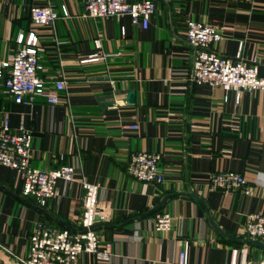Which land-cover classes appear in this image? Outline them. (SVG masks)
I'll return each mask as SVG.
<instances>
[{
  "label": "crops",
  "instance_id": "crops-1",
  "mask_svg": "<svg viewBox=\"0 0 264 264\" xmlns=\"http://www.w3.org/2000/svg\"><path fill=\"white\" fill-rule=\"evenodd\" d=\"M45 2L0 0V61L14 53L19 34L33 32L41 78L48 85L63 78L65 86L56 103L44 96L22 103L0 79V125L7 116L11 130L31 134L32 166L71 164L75 177L58 179L41 206L21 193L20 172L0 163V264H21L37 220L78 230L84 180L99 185L97 209L108 218L94 229L110 256L81 253L79 264H172L179 250L188 264L264 257L259 246L214 228L247 238L246 215H264V89L242 90L236 102L233 91L194 82L195 47L184 34L188 19L212 24L222 38L208 48L257 64L264 77V0H153L146 27L127 14L87 17L82 0H50L58 17L33 23L31 6ZM91 53L113 55L82 61ZM130 124L137 128L123 127ZM137 151L160 154L161 183L127 173ZM224 170L240 173L246 184L211 188L210 174ZM188 192L205 202L209 217L197 199L180 194ZM155 212L172 216L168 230L154 229Z\"/></svg>",
  "mask_w": 264,
  "mask_h": 264
},
{
  "label": "built area",
  "instance_id": "built-area-1",
  "mask_svg": "<svg viewBox=\"0 0 264 264\" xmlns=\"http://www.w3.org/2000/svg\"><path fill=\"white\" fill-rule=\"evenodd\" d=\"M87 17L118 16L127 14L132 23L146 27L155 10L153 0H82ZM63 15H67L64 6ZM58 17V12L50 0L35 4L30 8V18L35 24H49ZM185 37L195 47L192 80L211 86H219L234 92L235 101L239 100L242 90L264 89V77L258 74L255 63H246L241 58L219 55L208 48L212 42L222 38L219 30L212 24L188 19L185 22ZM18 46L6 60L0 61V79L4 91L15 102L31 103L37 96H44L50 103L59 100L64 86L63 78L54 79L51 85L40 76L44 66L37 52L36 36L30 32L25 38L17 37ZM119 53V52H118ZM113 53H91L86 60L104 58ZM134 130L136 124L123 126ZM31 134L19 128L11 130L7 116L0 125V163L20 172L22 177L21 193L33 196L39 205H44L55 193L58 179L73 180L75 170L71 164H62L55 168L40 169L30 163ZM160 154L137 151L130 155L126 167L127 173L136 180L161 183L163 172L159 167ZM82 214L78 230L55 228L42 220H37L29 234L28 252L18 257L21 264H79L81 253H88L97 259L106 260L110 256L109 245L100 247L98 235L94 229L97 221H105L108 214L97 209L99 185L82 181ZM210 187L219 190H234L246 184L243 175L232 170L210 174ZM155 230H168L172 216L167 212H155L153 216ZM248 238H264V215L249 213L241 229ZM172 264H188L184 250H179ZM243 264H264V257L248 258Z\"/></svg>",
  "mask_w": 264,
  "mask_h": 264
},
{
  "label": "water",
  "instance_id": "water-1",
  "mask_svg": "<svg viewBox=\"0 0 264 264\" xmlns=\"http://www.w3.org/2000/svg\"><path fill=\"white\" fill-rule=\"evenodd\" d=\"M127 100L128 101H133L134 100V92L133 90H130L129 93H128V96H127ZM176 194H179V193H176ZM180 194H183V195H188L194 199H197L204 207L205 209V213H206V216L209 217V210L205 204V202L199 198L198 196H195L193 193L191 192H188V193H180ZM167 197H169V195H166L163 197L162 201H164ZM160 204H158L157 206L153 207L151 210H149L148 212L150 211H153L155 209H157L159 207ZM146 212V213H148ZM210 220V223L213 224L212 220L209 218ZM214 225V224H213ZM214 228L220 232L222 235L232 239V240H236V241H243V242H246V243H249V244H253V245H256V246H259L260 248H262L264 250V242H262L261 240L259 239H256V238H240V237H237V236H234V235H231V234H228V233H225L223 232L221 229H219V227L215 226L214 225Z\"/></svg>",
  "mask_w": 264,
  "mask_h": 264
}]
</instances>
